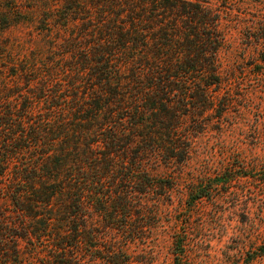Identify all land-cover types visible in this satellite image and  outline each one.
<instances>
[{"label":"trees","instance_id":"trees-1","mask_svg":"<svg viewBox=\"0 0 264 264\" xmlns=\"http://www.w3.org/2000/svg\"><path fill=\"white\" fill-rule=\"evenodd\" d=\"M68 2L66 14L77 10ZM104 6L124 10L101 22L93 40L80 38L88 50L77 53L71 98L53 85L36 121L30 102L11 100L19 91L0 97V185L10 202L0 206V264H30L29 257H40V264L146 262L126 250L140 243L146 226L154 228L147 219L162 217L173 196L175 185L156 171L182 169L201 135L228 124L221 56L228 31L215 3L111 0ZM83 80L90 87L80 89ZM228 164L210 187H191L190 197L211 198L213 186L252 176ZM177 232L180 259L188 242Z\"/></svg>","mask_w":264,"mask_h":264},{"label":"rangeland","instance_id":"rangeland-1","mask_svg":"<svg viewBox=\"0 0 264 264\" xmlns=\"http://www.w3.org/2000/svg\"><path fill=\"white\" fill-rule=\"evenodd\" d=\"M107 1L74 0L77 10L66 14L68 0H0V97L19 91L11 100L15 105L30 102L36 121L44 117L53 85L71 98L80 69L77 53L88 50H82L80 40H93L101 22L124 10L104 6ZM211 1L221 9L228 31L221 54L224 95L231 101L230 114L223 117L228 124L201 135L193 159L182 169L156 171L175 185L173 196L164 201L162 217L147 219L154 228L146 226L140 243L127 248V254L146 261L132 264H231L229 259L264 264V0ZM86 24L90 30L85 34L81 28ZM84 81L77 85L80 89L90 87ZM42 84L47 91L40 96ZM230 159L239 173L252 176L213 186L211 198L190 197L191 187H210ZM7 197L0 185V206H9ZM175 231L188 242L184 258H175ZM30 245L22 241L26 251H33ZM28 262L40 264V257Z\"/></svg>","mask_w":264,"mask_h":264}]
</instances>
